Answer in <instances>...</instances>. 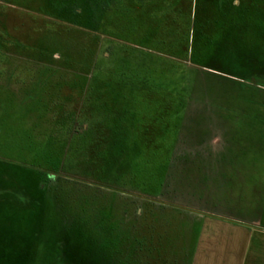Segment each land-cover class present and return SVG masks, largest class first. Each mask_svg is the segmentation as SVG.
Masks as SVG:
<instances>
[{"label": "rangeland", "instance_id": "obj_1", "mask_svg": "<svg viewBox=\"0 0 264 264\" xmlns=\"http://www.w3.org/2000/svg\"><path fill=\"white\" fill-rule=\"evenodd\" d=\"M73 113L98 140L36 182L39 264H189L204 217L264 225V0H0V159L58 163Z\"/></svg>", "mask_w": 264, "mask_h": 264}, {"label": "trees", "instance_id": "obj_2", "mask_svg": "<svg viewBox=\"0 0 264 264\" xmlns=\"http://www.w3.org/2000/svg\"><path fill=\"white\" fill-rule=\"evenodd\" d=\"M92 91L88 92V96L92 95ZM87 100L90 102V97H88ZM94 115V113H91L90 119H88V122L85 124L79 122L76 113L66 118V130H64L63 133L61 132L64 136L60 135L59 137V135L55 134L57 141H62V138H64V154L58 156V163L49 160L50 157L46 155L43 157V165L46 167L49 166L55 173H59L56 167L60 166V168L63 169V167L69 164L67 161L69 159L68 155L69 157H73L72 149L75 147L73 144L79 140V137L88 136L91 139L90 143H96L98 136L95 131L99 124L98 118ZM106 118L107 117L104 119L106 120ZM119 123H122L121 119ZM125 128L126 129L121 132L120 136L117 137L118 141H115V139L113 140L114 142L111 143L113 146L120 145L124 147L126 140H133L131 135L133 129L132 125L129 129L128 127ZM110 130L114 135L118 131V127L112 126ZM103 138L105 140V137ZM122 140L125 142L121 143ZM64 155L67 158L64 157L62 160ZM43 165H29L27 169L24 170L15 164L0 159V264H39L40 250H38V245L42 231V211L45 207V201L42 199L36 186L38 179H41V182L46 185L47 176L51 173L49 170L50 168H43ZM11 214H14L15 217L21 216L19 221L20 225H16V223L10 220L8 215ZM145 242L146 241H143V243ZM149 242H151L150 239ZM147 244V251L149 252L150 249L151 253L153 248H149L151 245H149V243ZM60 255L61 257L59 256L58 259L64 260L63 256H65V253L61 252ZM66 260L67 259H65L64 262ZM50 263L57 264L55 260ZM70 264H72V262H70ZM75 264L84 263L76 262ZM86 264L97 263H90L86 260Z\"/></svg>", "mask_w": 264, "mask_h": 264}, {"label": "crops", "instance_id": "obj_3", "mask_svg": "<svg viewBox=\"0 0 264 264\" xmlns=\"http://www.w3.org/2000/svg\"><path fill=\"white\" fill-rule=\"evenodd\" d=\"M189 264H264V225L204 217Z\"/></svg>", "mask_w": 264, "mask_h": 264}]
</instances>
